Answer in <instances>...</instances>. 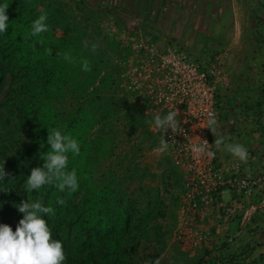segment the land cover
Segmentation results:
<instances>
[{
    "label": "trees",
    "instance_id": "trees-1",
    "mask_svg": "<svg viewBox=\"0 0 264 264\" xmlns=\"http://www.w3.org/2000/svg\"><path fill=\"white\" fill-rule=\"evenodd\" d=\"M9 3L10 27L0 36V161L5 159L9 174L0 187L9 191L0 192V222L15 231L23 217L15 205L42 198L45 206L55 210L44 218L53 238L63 243V264H136L142 242L153 240L161 251L163 235L169 230L168 205L158 185L166 183L165 174L150 172L141 164L142 142L130 143L148 134L152 117L116 94L112 65L103 57L93 23L84 16L92 11L61 0ZM44 12L49 31L31 37L32 21ZM56 29L62 34L57 35ZM257 40L264 44V35ZM93 43L98 45L95 51ZM65 54L72 57L71 63ZM85 58L91 71L81 68ZM250 105L247 110L260 107L261 102ZM54 129L80 141V153L69 154L67 167L77 171L78 190L61 192L48 185L27 192V175L31 168L43 165L40 156L51 150L46 141ZM24 131L23 137L17 136ZM153 135L147 138L153 141ZM167 171L179 185L181 174L172 162ZM177 202L175 195L172 203ZM227 245L222 247L227 250ZM250 250L246 244L233 254L201 256L190 264H264L263 254L250 258Z\"/></svg>",
    "mask_w": 264,
    "mask_h": 264
},
{
    "label": "rangeland",
    "instance_id": "rangeland-1",
    "mask_svg": "<svg viewBox=\"0 0 264 264\" xmlns=\"http://www.w3.org/2000/svg\"><path fill=\"white\" fill-rule=\"evenodd\" d=\"M61 1L73 7L79 5L85 10L92 11V14L86 12L84 16L93 23L94 34L97 35L98 32L97 38L101 42L103 57L112 65L116 94L118 97L123 96L127 102L134 103L145 115L146 100L138 91L120 85V70L121 64L127 61L134 62L135 58L132 56L135 52V45L147 41L154 43V27L139 23V29L134 28L135 32L133 30V33H128L121 21L120 14L123 8L109 6L105 0ZM260 9L257 7L255 11ZM254 23L255 27L250 26L249 29L244 30V36L240 38V43L243 45L241 54L237 55V59H225L224 61L229 84L226 88L218 90L215 113L216 135L223 136L224 142L217 147L214 144L216 137L213 133H211V139L217 160L228 166L240 162L244 168L248 167L249 170L256 172L258 170L253 169V165L260 164L261 166V161L264 159V44L257 40L254 30L262 28L264 23L258 20ZM262 29L264 30V27ZM56 34L61 35V30L56 29ZM207 41L205 37L201 39L204 44ZM238 66L240 68H237ZM255 91L257 95L254 94ZM257 101L261 102L260 107L246 109V105L251 106L250 104L257 103ZM148 125V134H156L151 124ZM20 134L17 136L23 137L27 133L24 131ZM148 134L142 137L139 135L130 143L142 142L143 151L142 153L137 152V155L141 153V164H146L150 172L155 171L158 175L163 172L165 174L166 183L163 184L160 181L158 185L168 205L166 225L169 230L163 235L165 246L161 251L158 250L159 243L154 244V240L148 244L142 242V251L136 264H154L159 261L163 264H190L201 256L209 259L219 253L221 257L233 254L239 246L246 244L251 248L250 258L259 254L264 256V185L250 191L249 194L225 191L218 197V201L226 202L227 207L231 208L228 215L225 210L215 208L208 210L205 217H197L195 221H191L188 218L190 213H182L187 205L183 202L185 190L182 173L178 170L181 179L178 182L179 185H175L172 181L174 178L171 179L168 171L165 172L168 162H172L168 149L162 153L157 151L161 136L153 135L154 140L151 141L147 138ZM237 143L247 148L249 155L246 161H241L234 155L231 158L228 145ZM126 144L128 145V142ZM223 153H225L224 156H222ZM261 173L264 175L263 171ZM134 184L132 183L131 187H134ZM175 195L178 197L176 205L172 203ZM182 216L186 223L181 228ZM197 230L204 234L205 238L204 243L200 245L193 243L199 236L194 233ZM225 242L229 245H227V250L226 247H222ZM206 251L210 253L207 254ZM246 261L248 262V259Z\"/></svg>",
    "mask_w": 264,
    "mask_h": 264
},
{
    "label": "built area",
    "instance_id": "built-area-1",
    "mask_svg": "<svg viewBox=\"0 0 264 264\" xmlns=\"http://www.w3.org/2000/svg\"><path fill=\"white\" fill-rule=\"evenodd\" d=\"M132 26H128V33L133 31ZM135 46L134 62L121 64L120 85L142 94L146 100L145 113L152 120L157 114L178 111L181 126L176 132L169 129L163 135L169 142L172 163L183 176V202L187 205L182 213H190L191 221L205 217L208 210L215 208L225 210L228 215L231 208L226 202L218 201V197L225 191L249 194L264 185V175L244 168L240 162L228 166L215 156L197 155L190 147L206 140L209 149L214 151L207 120L210 112L216 113L218 90L229 84L223 53H216L208 62L200 64L172 45L161 48L147 41ZM151 127L162 139L154 124ZM184 223L182 216L181 228ZM194 233L199 239L193 243H204V234L198 230Z\"/></svg>",
    "mask_w": 264,
    "mask_h": 264
},
{
    "label": "clouds",
    "instance_id": "clouds-1",
    "mask_svg": "<svg viewBox=\"0 0 264 264\" xmlns=\"http://www.w3.org/2000/svg\"><path fill=\"white\" fill-rule=\"evenodd\" d=\"M9 0H0V36H3L9 29L7 9ZM48 14L41 13L31 23V37H38L41 33L49 31L50 26L47 23ZM27 39V37H26ZM39 42V41H37ZM98 45H91L92 51L97 49ZM51 52V50H50ZM64 59L69 63L72 57L65 54ZM83 71H91L89 61L85 58L81 62ZM178 111H169L166 115H155L150 124L158 132L162 134L160 145L157 149L159 152H165L169 147V142L164 139L163 133L171 130L173 133L181 126L177 120ZM217 120L214 113H209L207 120V128L215 135L214 144L218 147L224 142L223 136L216 135ZM46 143L50 146V151L42 154L43 165L30 169L27 175L24 189L27 192L33 190L39 191L42 187L54 185L59 191L63 192L67 189L70 193L78 190L79 181L76 169L67 170L69 162V154L79 155L80 141L73 136L62 133L60 130L54 129L47 135ZM209 143L203 140L202 144L191 145L192 151L197 155L207 154L208 157L214 158L215 152L208 147ZM230 152L238 157L241 161L248 159V150L242 144L228 145ZM4 163L0 161V185L5 182V177L9 174L4 170ZM0 187V192L7 193ZM58 203L63 204V199H58ZM2 207V204H0ZM15 207L23 217L19 220L15 231L6 223H0V264H63L66 256L63 250L61 240L54 239L52 230L49 227L44 216L46 214H54V208L45 206L41 199L34 201L24 200Z\"/></svg>",
    "mask_w": 264,
    "mask_h": 264
},
{
    "label": "crops",
    "instance_id": "crops-1",
    "mask_svg": "<svg viewBox=\"0 0 264 264\" xmlns=\"http://www.w3.org/2000/svg\"><path fill=\"white\" fill-rule=\"evenodd\" d=\"M105 1L109 6L123 8L120 15L125 30L131 25L133 30L139 29V23H146L154 27V42L159 47L175 46L200 64L208 62L216 53H223L224 61L237 59L243 50L240 38L244 36V30L255 27L254 21L264 23V0ZM257 7L261 9L255 11ZM262 28L254 30L257 38L264 35ZM204 37L208 39L205 44L201 42ZM229 154L232 158L230 150ZM261 164L252 168L264 172V159Z\"/></svg>",
    "mask_w": 264,
    "mask_h": 264
}]
</instances>
